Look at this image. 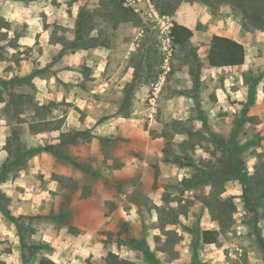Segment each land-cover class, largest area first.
<instances>
[{
    "label": "rangeland",
    "instance_id": "374dc122",
    "mask_svg": "<svg viewBox=\"0 0 264 264\" xmlns=\"http://www.w3.org/2000/svg\"><path fill=\"white\" fill-rule=\"evenodd\" d=\"M150 1L171 25L180 16L244 41L261 64L211 68L210 34H198L197 82L195 57L163 43L146 0L138 13L124 5L126 17L120 0H0V204L17 220L0 209V264H106L110 254L131 264H264L261 35L253 19L244 30L228 0ZM56 43L83 47L68 53L67 69L38 61ZM63 69L70 81H56ZM207 230L216 243H203ZM21 237L33 255L23 257Z\"/></svg>",
    "mask_w": 264,
    "mask_h": 264
},
{
    "label": "trees",
    "instance_id": "16d2710c",
    "mask_svg": "<svg viewBox=\"0 0 264 264\" xmlns=\"http://www.w3.org/2000/svg\"><path fill=\"white\" fill-rule=\"evenodd\" d=\"M118 3V2H117ZM230 4L233 9L238 10L241 15L244 18V23L243 27L248 30V25H250L252 20H254V30L255 31H261L264 32V0H228L227 2ZM124 3L122 0L118 3V11H120L121 15L123 17H126L127 15L131 14L133 11L131 9L125 8ZM253 12L252 14L249 13V11ZM89 14V12L85 11L82 9L80 12L79 16V21H78V28H77V33H76V39L75 41L79 42L82 39V33H83V23L82 20L85 17V15ZM251 16V17H250ZM194 36V32L181 24L175 23L172 28L171 32V37H172V42L175 46L177 47H186L190 49V53L195 57L196 62L199 64V71L198 74L195 76V80L198 82L200 79V74L199 72L201 71V64L200 60L197 55V50L196 47L192 44V38ZM89 47V46H88ZM98 48V47H108L105 44L101 43H94L92 48ZM83 47H79L77 45H72L68 48L70 51H75ZM246 48L245 46L228 37L224 36H218L214 35L211 39L210 47H209V52H208V64L211 68H225V67H236V66H241L245 64L246 61ZM135 71H137V67H135ZM138 81V74L135 72L133 73V78L132 81L129 82L126 86V93L125 97L121 106V110L124 108V106H130L131 105V98L134 95L135 91V84ZM177 125L182 126L183 124L176 122ZM184 133V132H183ZM188 136H190L192 133L191 132H185ZM79 136L78 133H76L73 136V139H75ZM39 151L43 152H53V147H47L44 149H33L27 152L28 156H33L37 154ZM19 163L21 162V159L19 158L18 160L15 161ZM169 161V160H167ZM170 162V161H169ZM211 209L213 210L214 206H211ZM159 208V207H157ZM0 209L5 213V215L11 219L13 222L17 223L16 218L11 214L10 211L5 209L3 206L0 204ZM213 213V212H212ZM255 214H258V212H254ZM214 217V213H213ZM256 235L261 243V245L264 248V240L261 237V232L256 226ZM217 237L214 235V232L207 230L202 232V240L204 244H213L216 243ZM21 246H22V251H23V257L25 256V251L26 250H31V254L33 255L35 251H37L36 246H31L28 245L25 240L21 237ZM145 253L147 257L152 258V254L150 251L147 249L145 250ZM106 264H131L129 261L121 259L117 255L110 254L106 258ZM39 264H59L53 261L52 259L48 257H43Z\"/></svg>",
    "mask_w": 264,
    "mask_h": 264
},
{
    "label": "crops",
    "instance_id": "0c3cea01",
    "mask_svg": "<svg viewBox=\"0 0 264 264\" xmlns=\"http://www.w3.org/2000/svg\"><path fill=\"white\" fill-rule=\"evenodd\" d=\"M233 12H235V11L233 10ZM232 19H234V18H232ZM178 23H180L181 25H184V26L190 28L194 32V36L192 38V44L193 45H194V40L197 38L198 34L205 36V40H206V37L210 34V36H209L210 38H208L206 40V42L209 43V44L211 43L212 37L215 35V33H213V32L210 33L209 32L210 30L208 31V30H205L204 29L205 31L204 30L203 31H198L196 24H193V22H191L189 20H186L185 18H180V16H179V22ZM242 27H243V25H242ZM244 30H246V29L244 28ZM216 35H219V34L216 33ZM255 35H261V36L258 37L259 40H258L257 43L255 42L256 44L253 47L254 49H256L255 51L258 54L259 49H263L264 48V32L257 31V33ZM220 36H223V35H220ZM224 37H228V38L234 39V40L242 43L245 46L244 41H242L240 39H235V38H233L231 36H224ZM245 47H246V54H247L246 55L245 64L244 65H241V66L229 67V68H235V69H240L241 71H245L247 69H250V67H255L256 65L261 64L262 59L259 56L254 57V61L251 62V58H250L251 55L250 56L248 55L247 46H245ZM44 48H45V53H46V54H44V56L45 57H49V59H47V58L44 59L43 56H41L38 59L39 62H41L42 60H44L45 63L53 62L55 60L53 58H56V60H58L57 62H59L60 68H65L66 66H68V63L70 61V55L68 53L70 52V50L65 49L61 44H57V43L56 44H51V45L44 44ZM48 54H49V56H48ZM43 67H44V65H43V63H41L39 65V68L40 69H43ZM55 69L56 68H54V65L51 64L50 70L51 71H54ZM65 69H67V68H65ZM65 69H63V71H61L60 75L57 74L58 77H57V80L56 81H58V78L60 80L64 81V82L70 81L69 78H68L69 77V75L67 73L68 71H65ZM63 76L66 77V79L63 78ZM49 78H50V76H49ZM37 80H39V83H40V85L38 86V89H41L42 90V94H44L43 96H47L48 95V92L50 91L49 90L50 89L49 87H51V85H49L47 87V84L48 83H46L45 80H43V81H41V79H37ZM51 82H52V80H51ZM48 96H52V95L49 94Z\"/></svg>",
    "mask_w": 264,
    "mask_h": 264
},
{
    "label": "built area",
    "instance_id": "2783aa9c",
    "mask_svg": "<svg viewBox=\"0 0 264 264\" xmlns=\"http://www.w3.org/2000/svg\"><path fill=\"white\" fill-rule=\"evenodd\" d=\"M138 1H142V0H127L125 3L126 7H131L132 9H134V11H136L137 13L140 11L139 9L136 8V5ZM148 3V9L145 13L146 15V21L150 22V23H156L157 27L160 29V31H162V33L166 32L164 34V39H163V43H167V44H171L172 41V37H171V32H172V27L173 25L168 23L167 17L166 16H162L155 8V6L151 3L150 0H146ZM167 49V48H165Z\"/></svg>",
    "mask_w": 264,
    "mask_h": 264
}]
</instances>
